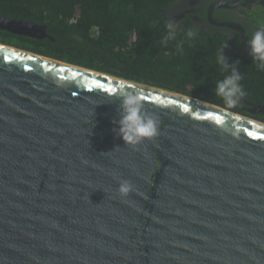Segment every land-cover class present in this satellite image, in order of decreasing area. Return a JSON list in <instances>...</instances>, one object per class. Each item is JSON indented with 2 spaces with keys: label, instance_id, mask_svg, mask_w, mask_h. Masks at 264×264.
Wrapping results in <instances>:
<instances>
[{
  "label": "water",
  "instance_id": "obj_1",
  "mask_svg": "<svg viewBox=\"0 0 264 264\" xmlns=\"http://www.w3.org/2000/svg\"><path fill=\"white\" fill-rule=\"evenodd\" d=\"M236 2L207 17L248 52L211 18ZM130 84L159 122L135 146L113 131ZM0 264H264V121L0 43Z\"/></svg>",
  "mask_w": 264,
  "mask_h": 264
},
{
  "label": "trees",
  "instance_id": "obj_2",
  "mask_svg": "<svg viewBox=\"0 0 264 264\" xmlns=\"http://www.w3.org/2000/svg\"><path fill=\"white\" fill-rule=\"evenodd\" d=\"M177 1L0 0V15L46 26L42 38L0 29V43L192 96L264 121V114L250 113L255 106L264 105V71L241 48L239 37L233 42L225 28L215 27L210 33L185 18L178 24L175 39L164 42L166 21L172 19L168 10ZM250 15L255 20L262 18ZM189 29L197 35L188 38ZM225 41L223 54L229 63L239 59L236 67L246 93L233 108L214 91L216 82L230 74L216 63Z\"/></svg>",
  "mask_w": 264,
  "mask_h": 264
},
{
  "label": "clouds",
  "instance_id": "obj_3",
  "mask_svg": "<svg viewBox=\"0 0 264 264\" xmlns=\"http://www.w3.org/2000/svg\"><path fill=\"white\" fill-rule=\"evenodd\" d=\"M165 27L167 33L163 40L166 43L168 40L175 39L179 25L174 19L170 18L166 21ZM196 35L197 32L192 29L186 32L188 38H193ZM227 41L222 45L216 57V63L220 65L222 72H229L230 70V74L225 75L223 79L216 82L214 91L215 95L221 98L228 108H233L240 103L241 98L246 93L240 83L243 78L242 74L236 67L240 63L239 59L229 63L223 54V49L227 47ZM247 44L249 46L248 55L255 62L257 69L264 71V27L252 33L247 40ZM118 99L119 119L114 121L118 127L113 131L124 141V144L135 146L158 135L159 122L153 114L145 109L143 95L135 85L130 84L126 88L121 87ZM130 191H132V185L129 181L123 180L119 183L118 192L120 195L127 196Z\"/></svg>",
  "mask_w": 264,
  "mask_h": 264
},
{
  "label": "flooded vegetation",
  "instance_id": "obj_4",
  "mask_svg": "<svg viewBox=\"0 0 264 264\" xmlns=\"http://www.w3.org/2000/svg\"><path fill=\"white\" fill-rule=\"evenodd\" d=\"M213 1L216 0H178L169 8L168 12L172 19L178 24L181 23L183 19L190 18L202 30L213 33L216 31L215 27H219V30L225 28L223 31L231 37L230 39L233 42L237 37H239L240 40L239 33L234 29L210 23L207 17V8ZM224 1L229 3L236 2V0ZM257 6L261 7L256 8ZM250 14H253L252 17H262L264 19V0H237L232 7L214 8L211 12V18L215 22H236L240 24L244 28L247 37L250 38L251 34L257 29L264 27L263 19H261L263 22V24H261L262 22L259 21L260 19H253Z\"/></svg>",
  "mask_w": 264,
  "mask_h": 264
},
{
  "label": "snow or ice",
  "instance_id": "obj_5",
  "mask_svg": "<svg viewBox=\"0 0 264 264\" xmlns=\"http://www.w3.org/2000/svg\"><path fill=\"white\" fill-rule=\"evenodd\" d=\"M4 59H5V60H7V59H8V57H7V56H5V57H4ZM109 91H111V92H115V91H116V89H115V88H110V89H109ZM144 99L147 101V98H146V97H145ZM184 110H185V112H187V111H188V109H187V108H185ZM250 134H251V133H250Z\"/></svg>",
  "mask_w": 264,
  "mask_h": 264
},
{
  "label": "rangeland",
  "instance_id": "obj_6",
  "mask_svg": "<svg viewBox=\"0 0 264 264\" xmlns=\"http://www.w3.org/2000/svg\"><path fill=\"white\" fill-rule=\"evenodd\" d=\"M260 20L259 21H261L262 22V20L261 19H263V18H259ZM264 20V19H263ZM261 24H263V22L261 23Z\"/></svg>",
  "mask_w": 264,
  "mask_h": 264
}]
</instances>
